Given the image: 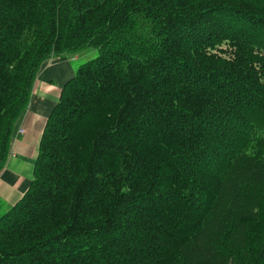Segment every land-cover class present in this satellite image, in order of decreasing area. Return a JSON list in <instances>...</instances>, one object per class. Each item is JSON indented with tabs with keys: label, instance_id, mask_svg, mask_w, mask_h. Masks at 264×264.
<instances>
[{
	"label": "trees",
	"instance_id": "trees-1",
	"mask_svg": "<svg viewBox=\"0 0 264 264\" xmlns=\"http://www.w3.org/2000/svg\"><path fill=\"white\" fill-rule=\"evenodd\" d=\"M61 90L0 264H264V0H0V171Z\"/></svg>",
	"mask_w": 264,
	"mask_h": 264
},
{
	"label": "crops",
	"instance_id": "crops-1",
	"mask_svg": "<svg viewBox=\"0 0 264 264\" xmlns=\"http://www.w3.org/2000/svg\"><path fill=\"white\" fill-rule=\"evenodd\" d=\"M72 56L46 61L36 75L28 106L14 125L8 155L0 171V218L30 187L46 120L57 104L62 88L75 75L72 62L77 58Z\"/></svg>",
	"mask_w": 264,
	"mask_h": 264
},
{
	"label": "rangeland",
	"instance_id": "rangeland-1",
	"mask_svg": "<svg viewBox=\"0 0 264 264\" xmlns=\"http://www.w3.org/2000/svg\"><path fill=\"white\" fill-rule=\"evenodd\" d=\"M72 57H76L77 60L72 62V65L74 68L78 69L81 65L89 62L90 60L94 59L96 57V53L94 50H88L86 52L83 53H79L76 54V56H72Z\"/></svg>",
	"mask_w": 264,
	"mask_h": 264
}]
</instances>
